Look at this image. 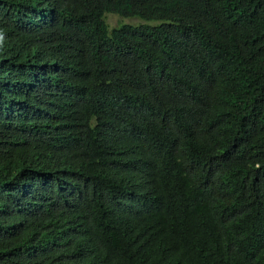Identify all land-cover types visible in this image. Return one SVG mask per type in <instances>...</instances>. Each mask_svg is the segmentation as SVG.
<instances>
[{
    "label": "trees",
    "instance_id": "obj_1",
    "mask_svg": "<svg viewBox=\"0 0 264 264\" xmlns=\"http://www.w3.org/2000/svg\"><path fill=\"white\" fill-rule=\"evenodd\" d=\"M0 264H264V0H0Z\"/></svg>",
    "mask_w": 264,
    "mask_h": 264
},
{
    "label": "rangeland",
    "instance_id": "obj_2",
    "mask_svg": "<svg viewBox=\"0 0 264 264\" xmlns=\"http://www.w3.org/2000/svg\"><path fill=\"white\" fill-rule=\"evenodd\" d=\"M111 17H116V18H111ZM108 19H110L109 22L113 26L114 25H118V24H119L118 26L123 25V24H128V25H134L135 26L136 25L135 23L139 22V21H136V20H130V18L122 19L121 17H119V15L109 14V13L106 15V21L107 22H108Z\"/></svg>",
    "mask_w": 264,
    "mask_h": 264
}]
</instances>
